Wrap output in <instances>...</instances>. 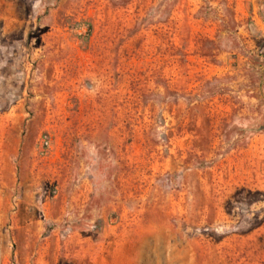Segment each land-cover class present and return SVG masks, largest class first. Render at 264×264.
<instances>
[{
  "label": "rangeland",
  "instance_id": "1",
  "mask_svg": "<svg viewBox=\"0 0 264 264\" xmlns=\"http://www.w3.org/2000/svg\"><path fill=\"white\" fill-rule=\"evenodd\" d=\"M0 264H264V0H0Z\"/></svg>",
  "mask_w": 264,
  "mask_h": 264
},
{
  "label": "built area",
  "instance_id": "2",
  "mask_svg": "<svg viewBox=\"0 0 264 264\" xmlns=\"http://www.w3.org/2000/svg\"><path fill=\"white\" fill-rule=\"evenodd\" d=\"M45 145H47V143H44Z\"/></svg>",
  "mask_w": 264,
  "mask_h": 264
}]
</instances>
